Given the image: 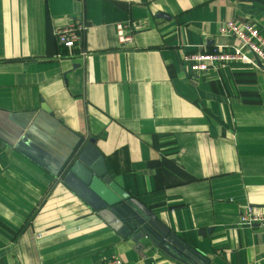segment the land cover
Returning a JSON list of instances; mask_svg holds the SVG:
<instances>
[{
    "label": "crops",
    "instance_id": "obj_1",
    "mask_svg": "<svg viewBox=\"0 0 264 264\" xmlns=\"http://www.w3.org/2000/svg\"><path fill=\"white\" fill-rule=\"evenodd\" d=\"M229 20L264 49V0H0V264H264V61L183 62Z\"/></svg>",
    "mask_w": 264,
    "mask_h": 264
},
{
    "label": "built area",
    "instance_id": "obj_2",
    "mask_svg": "<svg viewBox=\"0 0 264 264\" xmlns=\"http://www.w3.org/2000/svg\"><path fill=\"white\" fill-rule=\"evenodd\" d=\"M81 27L71 23L69 26L57 30L58 42L72 49L80 40ZM222 33L233 35L241 43L240 46L216 48L210 51H196L187 53L183 56V62L188 71L193 73L204 72L210 67L220 62H226L232 59L241 61L247 60L246 52L242 50L245 47L254 56L264 61L263 39L259 34L258 29L246 22L241 26L235 25L229 20L224 23ZM116 37L119 43H129L132 40V35L129 30L122 24H116ZM241 221L248 223H256L264 228V210L258 211L252 207L247 208L240 214ZM97 264H128L118 255H112Z\"/></svg>",
    "mask_w": 264,
    "mask_h": 264
},
{
    "label": "water",
    "instance_id": "obj_3",
    "mask_svg": "<svg viewBox=\"0 0 264 264\" xmlns=\"http://www.w3.org/2000/svg\"><path fill=\"white\" fill-rule=\"evenodd\" d=\"M2 126L5 127V129L7 130L8 133H10V136L13 139L19 138V140H26V137H28L27 135H29L28 133H24L23 136L21 137V131L23 130L21 127H17L16 125H13L12 122L8 123V124H4L2 123ZM62 163V162H60ZM114 206V207H113ZM111 206V210L115 211V214L121 218L122 220H124V225H126L127 227L130 228H135V225L140 224V226H142V221H135L134 219H132V213L130 211H128V209H125V207L123 205H121V203H117L116 205ZM130 213V214H129ZM131 215V217H130ZM145 232L143 231V229H139L134 235L133 238H138L140 236H142ZM171 244H173V246L179 250L180 252L186 254L187 256L193 258V259H198L197 258V254L196 252L191 249L190 246L185 245L183 243H181L180 241H178L177 239H175L174 236L172 235H167L165 237Z\"/></svg>",
    "mask_w": 264,
    "mask_h": 264
}]
</instances>
